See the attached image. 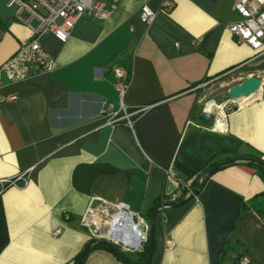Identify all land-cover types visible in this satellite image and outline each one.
Returning a JSON list of instances; mask_svg holds the SVG:
<instances>
[{
  "label": "crops",
  "instance_id": "obj_1",
  "mask_svg": "<svg viewBox=\"0 0 264 264\" xmlns=\"http://www.w3.org/2000/svg\"><path fill=\"white\" fill-rule=\"evenodd\" d=\"M171 1L168 13L162 0H119L101 21L83 15L64 43L49 34L39 38L53 60L51 72L1 85L0 98H16L0 104V179H25L0 195V264H73L106 231L119 202L148 224L152 207L176 190L167 168L185 180L211 158L219 163L236 153L194 198L156 212L149 261L234 264L242 216L252 206L264 210V181L239 159L257 154L264 162V52L235 44L227 32L237 20L234 0ZM9 2L0 0V65L30 38ZM141 6L155 12L149 25L139 20ZM114 67L129 73L122 109L152 106L131 116L129 128L105 125L119 107ZM229 70L233 85L260 79L257 94L226 115L223 133L184 129L186 121L209 125L198 120L203 107L195 87ZM219 108L210 101L204 110L218 118ZM91 198L108 215H94L87 227L80 219ZM99 244L79 264H123Z\"/></svg>",
  "mask_w": 264,
  "mask_h": 264
},
{
  "label": "built area",
  "instance_id": "obj_2",
  "mask_svg": "<svg viewBox=\"0 0 264 264\" xmlns=\"http://www.w3.org/2000/svg\"><path fill=\"white\" fill-rule=\"evenodd\" d=\"M119 0H10L9 5L15 6L14 17L27 27L30 32V38L22 40L19 43L16 53L0 65V87L6 82L8 84H16L27 81L32 72L49 73L53 70L54 64L52 58L43 50L39 44V38L45 34L51 35L55 40L64 43L76 21L83 15L90 17L93 20L101 21L106 15L113 10ZM173 7L171 0H162L160 9L162 12L168 13ZM232 10L237 15V20L226 25V30L230 34L235 44H244L251 50L258 53L264 52V0H234ZM155 17V12L151 11L146 6H141L139 10V20L145 25L152 23ZM176 45V44H175ZM233 70L222 74L220 77H231ZM113 82L112 86L119 100L118 109L111 112L110 118L105 122V125H113L123 123L128 128L130 127V117L141 114L149 110L151 105H143L126 111L122 109L121 100L128 83V70L122 67H114L112 70ZM210 81H202L195 88H202ZM16 97L9 96L0 98V104L5 101H12ZM212 102V101H211ZM244 103H232L224 101L221 104L223 117L222 126L216 128V111L208 112L212 115V122L205 126L198 122L186 121L184 129L192 127L201 132H224V120L228 113L238 109ZM206 104V103H205ZM205 104L202 111H205ZM206 112V111H205ZM201 122V121H199ZM165 174L176 180V190L169 194L162 204L175 203L178 199L187 197L192 194L194 184L202 182L204 173H197L189 179L181 180L176 177L171 168H167ZM25 174H19L11 178L0 179V195L7 189L15 187L18 182L25 179ZM193 196L192 198H194ZM100 201V200H99ZM94 199L91 198L88 202L84 213L81 216L80 223L84 226L93 224L92 219L95 214L92 212V204ZM101 214L108 215V207L102 204ZM113 212L108 216L107 229L104 233L98 234L95 239H104L113 241L114 238L108 234L113 216L118 213H123L128 216L129 228H132L138 235V242L135 247L129 244H121V248L125 252H134L140 250L142 245L147 241L148 224L139 216L138 213L132 212L128 207L119 202L112 207ZM95 229V228H93ZM92 229V230H93ZM60 233V229L56 228L52 232V236ZM96 230L92 231L95 235ZM122 238L129 239V236L124 233ZM246 258H241L239 264H247Z\"/></svg>",
  "mask_w": 264,
  "mask_h": 264
},
{
  "label": "rangeland",
  "instance_id": "obj_3",
  "mask_svg": "<svg viewBox=\"0 0 264 264\" xmlns=\"http://www.w3.org/2000/svg\"><path fill=\"white\" fill-rule=\"evenodd\" d=\"M234 79V76L220 77L217 81H210L206 86L198 88L196 91L198 95L200 94V108L210 101L217 105H221L223 103L221 97L225 96L227 88L235 83ZM262 206H264V204H262ZM92 212L100 218V220L103 219L100 213L101 207L99 205H94L92 207ZM112 212L113 210H109V213ZM140 217L147 220L144 216ZM240 222L238 229L240 239L233 244L235 251L233 258L234 264H239L241 258H246L247 264H264V210L261 211L259 207L252 206L251 209L245 212ZM107 242L130 259L137 257V252L142 250L141 247L138 251L125 252L122 250L120 243L113 241Z\"/></svg>",
  "mask_w": 264,
  "mask_h": 264
},
{
  "label": "water",
  "instance_id": "obj_4",
  "mask_svg": "<svg viewBox=\"0 0 264 264\" xmlns=\"http://www.w3.org/2000/svg\"><path fill=\"white\" fill-rule=\"evenodd\" d=\"M260 84H261L260 79L254 77V76H249L246 79L242 80L240 83L232 85V86L227 88V90L225 92V101L226 102H232V103L247 102V101H249V99L251 97H253L257 94L258 89L260 87ZM198 120L203 122V123L210 124L212 122V115L208 112L202 111L198 116ZM240 160L251 161L253 163L259 164L264 169V163H262L258 160H255V159H240ZM231 162H232V160L216 163L207 171V173H211V172L215 171L216 169H218L219 167H221L225 164L231 163ZM196 193H197V190L195 189V190H193L191 195L187 196L182 201H179L177 203L157 204V205L152 207L150 214H149V217H148L149 229L147 232V253H146V260H145L144 264H149L151 253H152V247H153L152 221H153V218H154V215L156 214V212L158 210L162 209L163 207H174V206L182 205V204L186 203L187 201H189L190 199H192V197L195 196ZM98 243L105 244L123 264H133L132 262H130L126 259L124 254L119 252L113 245H111L109 242H107L104 239H92V240H90L83 247L82 251L80 252V254L78 255L77 259L75 260V262L73 264H79L80 260L85 255V253L88 251V249L93 244H98Z\"/></svg>",
  "mask_w": 264,
  "mask_h": 264
},
{
  "label": "bare ground",
  "instance_id": "obj_5",
  "mask_svg": "<svg viewBox=\"0 0 264 264\" xmlns=\"http://www.w3.org/2000/svg\"><path fill=\"white\" fill-rule=\"evenodd\" d=\"M210 106H213L212 104ZM221 107L220 105H217V109ZM219 115L217 120L215 121V127L220 128L222 126V117L223 112L219 108ZM210 112V111H206ZM129 219L128 216L123 213H118L117 215L113 216L110 229H108V234H111V236L114 238L115 241L121 242L123 244H129L131 247H135L138 242V235L136 232L129 228ZM126 233L129 236V239L122 238V234Z\"/></svg>",
  "mask_w": 264,
  "mask_h": 264
},
{
  "label": "trees",
  "instance_id": "obj_6",
  "mask_svg": "<svg viewBox=\"0 0 264 264\" xmlns=\"http://www.w3.org/2000/svg\"><path fill=\"white\" fill-rule=\"evenodd\" d=\"M236 155H237L236 153L226 154L225 157H227V158H226L225 161L235 159V158H232V159H230V158H231V157H235ZM239 159H255V160H258V161L264 163V162L260 159V156L257 155V154H251V155H249L248 158H241V157H240ZM246 161H247V160H246ZM222 162H223V161H222ZM215 164H216V163L214 162V158H211L210 160H208V161L205 163V165H204L203 168L201 169L200 172H201V173H204V176H203L202 182H201L200 184H194V188L197 190V192H198L199 188L201 187V185L205 182V180L207 179V177L212 173V172H211V173H207V171H208L213 165H215ZM246 164H247L248 166L253 167V168L256 170L257 175H258L261 179H263V181H264V169H263L262 166H260L259 164L253 163V162H251V161L246 162ZM144 244H145V245H142V248H141L142 250L139 251V252H137V257H136V258H134V259H130V258H128L127 256L124 255V256L126 257V259H127L128 261L132 262L133 264H144V263H145V260H146V253H147V241H146ZM99 245H101V246H102L103 248H105L106 250L112 252L108 247H106V246H104V245H102V244H99ZM79 254H80V253H79ZM79 254H78V255H79ZM113 254H114V253H113ZM78 255L76 256L75 260L77 259Z\"/></svg>",
  "mask_w": 264,
  "mask_h": 264
}]
</instances>
